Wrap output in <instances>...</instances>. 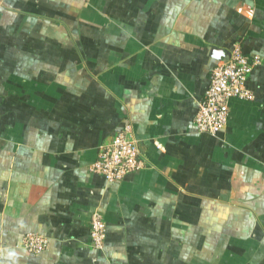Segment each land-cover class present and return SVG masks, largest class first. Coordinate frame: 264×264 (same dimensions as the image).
<instances>
[{"label":"crops","instance_id":"1","mask_svg":"<svg viewBox=\"0 0 264 264\" xmlns=\"http://www.w3.org/2000/svg\"><path fill=\"white\" fill-rule=\"evenodd\" d=\"M234 42L254 97L199 132ZM126 124L143 166L107 182L89 167ZM0 264H264V0H0Z\"/></svg>","mask_w":264,"mask_h":264},{"label":"built area","instance_id":"2","mask_svg":"<svg viewBox=\"0 0 264 264\" xmlns=\"http://www.w3.org/2000/svg\"><path fill=\"white\" fill-rule=\"evenodd\" d=\"M259 62L260 56L245 52L239 42L231 44L226 57L213 66L203 95L196 99L192 124L197 131L216 135L227 121L231 99H253L246 82ZM142 166L139 145L133 137L131 125L126 124L99 146L97 158L89 169L105 181L115 183ZM89 234L92 247L101 248L105 239V222L97 212L91 215ZM21 245L29 253L38 254L45 250L47 238L28 232L22 237Z\"/></svg>","mask_w":264,"mask_h":264}]
</instances>
